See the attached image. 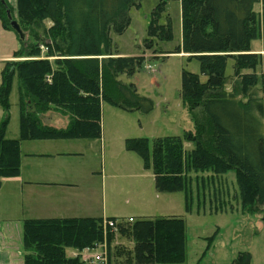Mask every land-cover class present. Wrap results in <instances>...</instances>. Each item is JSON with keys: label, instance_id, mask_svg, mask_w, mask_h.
Masks as SVG:
<instances>
[{"label": "trees", "instance_id": "16d2710c", "mask_svg": "<svg viewBox=\"0 0 264 264\" xmlns=\"http://www.w3.org/2000/svg\"><path fill=\"white\" fill-rule=\"evenodd\" d=\"M141 1L17 0L19 20L12 11L10 15L23 33L28 30L32 34V41H21L17 36L21 49L14 57L26 60L6 64L2 71L0 108L4 112L10 109L12 78L17 76L20 138H5L6 117L0 125V179L19 174V144L23 140L100 138L101 102L125 112L152 111L150 99L140 96L133 84L118 80L120 75L130 76L140 60L99 59L111 56L110 32L122 35L130 24L129 10L139 7ZM166 2L160 0L153 9L145 41L171 39L170 26L159 24ZM180 3L183 52L194 57L200 67L199 75L183 71L181 78V97L193 131L184 132L181 138L155 139L151 149L147 139H126V149L151 169L157 192L184 193L187 213L193 207V184L199 181L202 191L206 188V181L202 177L203 181L198 180L196 174L219 177L228 171L235 173L242 204L264 207V63L259 97L241 101L224 91L228 59L235 62V75L242 89L257 82L254 73L240 72L253 71L259 64L260 57L250 54L249 48L252 41L259 39L257 22L260 20L264 27V0ZM257 5L259 12H255ZM6 10L9 8L2 5V24L11 30ZM44 21L49 26L43 25ZM261 40L264 51V34ZM41 47L45 49L43 57ZM200 76L206 80L202 82ZM52 110L68 114L65 129L41 124L40 116ZM185 144L191 148L186 150ZM103 223V219L91 218L24 221L23 263L90 264L84 254L104 245L110 251L115 236L116 230L104 229ZM122 225H117V232L130 238L134 246L130 251H116L117 258H124L118 264H185V225L181 218L137 220L130 227ZM215 236L216 233L206 239L205 252ZM67 250L76 255L68 256ZM250 262V254L240 252L231 264Z\"/></svg>", "mask_w": 264, "mask_h": 264}, {"label": "rangeland", "instance_id": "374dc122", "mask_svg": "<svg viewBox=\"0 0 264 264\" xmlns=\"http://www.w3.org/2000/svg\"><path fill=\"white\" fill-rule=\"evenodd\" d=\"M159 1L142 0L139 7L131 8L129 10L130 24L125 32L118 36L110 32L111 56L99 57V59L129 57L140 60L141 64L130 76L120 75L118 80L124 84H133L140 96L153 102V109L148 114L138 111L125 112L105 101L102 102L101 137L93 139L96 140L93 157L88 153L84 156L85 160L80 161L82 166L89 164L95 173L86 174L82 177V181L93 183L94 189L97 190H95L97 202L94 203V207L97 205L99 209L103 205L106 214H114L113 216L119 219L127 220L132 217L135 220H152L159 216L153 215L155 210L162 214L160 216L170 214L181 216L185 223V264H196L199 260V264H231L240 252L250 254V264H264V207L242 204L234 171H228L219 177H213L211 174H203V176L196 174L198 180H202V177L206 181V188L202 191L199 181L193 184V207L191 212L187 213L184 206V193L182 191L157 192L151 169L145 168L142 159L136 153L126 149V139H147L151 149L155 139L181 138L184 132L193 131L190 115L181 97V78L183 71L199 75L200 67L194 57L183 52L180 0H167L159 19L160 25L170 26L171 39L163 41L150 38L145 41L149 38L147 28L151 13ZM2 5L7 6L9 11H12L13 17L16 16L14 18L19 20L16 15L17 0H0V56L14 57L21 44L12 30L3 28ZM259 10V6H255V12ZM42 24L49 26L50 23L44 21ZM256 29L259 39L250 43L249 50L250 54L260 57L259 64L253 71L243 70L240 74L254 73L257 82L251 88L242 89L239 83L240 78L235 75L233 59L227 60L224 72V91L234 94L241 101H246L250 97H259L262 92L264 51L261 38L264 27L260 20L257 22ZM27 31L24 32L25 40L32 41V34L30 35ZM43 56L44 51L41 52V57ZM24 60H26L24 57H15V61L12 60L6 64L10 66L12 63ZM4 68V61H0V85ZM200 79L202 82L206 80L202 76ZM17 101L15 74L8 97L10 109L4 112L0 108V125L8 117L5 138H20ZM196 115L198 117L199 113ZM50 117V115L47 116V118ZM43 140L61 142L70 139ZM101 142L102 156L99 150ZM56 145L59 144H50L47 148L54 152ZM184 146L186 150L191 148L188 144ZM86 149L85 146L84 150ZM71 163L74 165L79 161H71ZM196 175L191 173L192 177ZM134 222L127 223L129 226L126 225V227H130ZM117 229L114 232L110 251L107 247L105 250L104 245L89 253L106 254V262L103 264H108V260L111 264L122 263L124 258H117L116 251H130L134 246L133 241L127 236L120 235ZM215 233L216 236L210 248L205 252L208 243L206 239ZM66 253L72 256L70 250ZM94 256L84 258H89L90 264H102L94 262ZM108 256L111 259H108Z\"/></svg>", "mask_w": 264, "mask_h": 264}, {"label": "crops", "instance_id": "0c3cea01", "mask_svg": "<svg viewBox=\"0 0 264 264\" xmlns=\"http://www.w3.org/2000/svg\"><path fill=\"white\" fill-rule=\"evenodd\" d=\"M12 60L15 61V57L0 56L4 66ZM47 114L51 117L47 118ZM40 121L42 125L57 130L65 129L69 123L68 114L59 110L42 114ZM6 139L19 138L6 137ZM93 139L95 138H71L61 142L43 139L20 142L19 174L16 177L0 180V264H24V221L73 218L122 220L113 216L114 214H106L103 205L99 209L97 205L94 207V203L97 202L96 188L94 189L93 183L82 181V177L86 174L95 173L89 164L82 166L80 163L85 160V154L89 153L93 157V149L96 147V140ZM50 144L59 145H56V150L52 152L47 148ZM85 146L86 150H84ZM99 150L102 156V142L101 145L99 144ZM71 161H79V163L73 165ZM153 213L159 215L157 218H181L173 214L160 216L162 214L157 210ZM129 219L133 222L137 221L132 217L127 220L123 218L122 221L126 223L124 225H128ZM70 252L72 256L76 255L75 251L70 250ZM93 255L96 254L88 253L84 254V257Z\"/></svg>", "mask_w": 264, "mask_h": 264}, {"label": "built area", "instance_id": "2783aa9c", "mask_svg": "<svg viewBox=\"0 0 264 264\" xmlns=\"http://www.w3.org/2000/svg\"><path fill=\"white\" fill-rule=\"evenodd\" d=\"M41 49H42V52L45 51V49L43 47H41ZM123 222H125V221H121V220H104L103 227H104V229H111L112 231H114V230H116L117 225L122 224ZM127 222L130 223V222H132V220L129 219ZM105 250H106V247H105ZM105 255L106 254L95 255L94 258H93V261L103 264L104 262H106Z\"/></svg>", "mask_w": 264, "mask_h": 264}, {"label": "water", "instance_id": "95a60500", "mask_svg": "<svg viewBox=\"0 0 264 264\" xmlns=\"http://www.w3.org/2000/svg\"><path fill=\"white\" fill-rule=\"evenodd\" d=\"M6 16H7V19L9 20V22H10L9 25H10L11 30L18 36V38L21 41H24L25 40V34L22 32L21 27L19 26V24L16 21L12 20V17L10 15V11L9 10H6Z\"/></svg>", "mask_w": 264, "mask_h": 264}]
</instances>
